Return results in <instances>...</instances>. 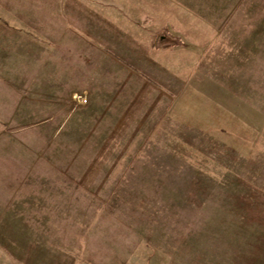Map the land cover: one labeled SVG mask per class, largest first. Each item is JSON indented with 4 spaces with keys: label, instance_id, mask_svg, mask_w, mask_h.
Here are the masks:
<instances>
[{
    "label": "rangeland",
    "instance_id": "rangeland-1",
    "mask_svg": "<svg viewBox=\"0 0 264 264\" xmlns=\"http://www.w3.org/2000/svg\"><path fill=\"white\" fill-rule=\"evenodd\" d=\"M0 264H264V0H0Z\"/></svg>",
    "mask_w": 264,
    "mask_h": 264
}]
</instances>
